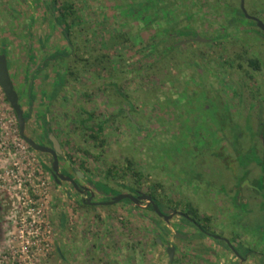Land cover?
<instances>
[{
  "label": "rangeland",
  "instance_id": "rangeland-1",
  "mask_svg": "<svg viewBox=\"0 0 264 264\" xmlns=\"http://www.w3.org/2000/svg\"><path fill=\"white\" fill-rule=\"evenodd\" d=\"M238 3L0 0V47L29 109L26 134L38 135L46 112L64 161L99 181L95 187L111 196L136 188L154 194L162 207L183 211L190 203L208 216L202 222L235 244L237 256H248L244 264H264V182L257 181L262 170L256 156L264 135L246 123L250 118L257 127L264 110V37L234 20L231 9ZM244 6L264 20V0H244ZM62 12L64 24L56 20ZM175 22L208 39L186 42L188 36L173 31ZM247 57L258 58L261 69L247 66ZM98 121L103 130L96 136ZM29 166L40 169L32 178L44 181L38 189L46 190L55 230L51 253L34 264H226L211 252L225 245L183 217L162 220L125 198L88 205L67 183L55 184L48 155L19 135L15 112L0 90V180L12 182L5 174L10 167L23 179ZM4 183L0 202L9 206L11 227L19 188L16 179L13 188ZM164 228L179 245L172 262L154 240L157 231L163 239ZM186 229L192 237L187 242L172 234ZM186 243L188 249L206 248L196 255L186 252ZM5 244L0 239V264H11L2 261Z\"/></svg>",
  "mask_w": 264,
  "mask_h": 264
},
{
  "label": "flooded vegetation",
  "instance_id": "flooded-vegetation-1",
  "mask_svg": "<svg viewBox=\"0 0 264 264\" xmlns=\"http://www.w3.org/2000/svg\"><path fill=\"white\" fill-rule=\"evenodd\" d=\"M238 9H240L242 15L238 12ZM246 11H247V9H246ZM231 13L232 14H235V13L237 14L236 15L237 18L236 17H235V19L233 18L236 22H241V23H244V24L248 25L249 27L250 26L251 27H254L256 30H258L259 32H261V36L264 37V31L261 28L258 27V25L256 24V21L253 18L247 17L242 12V10L240 8V0H239V3H238L237 6L232 7ZM247 13L249 15L258 16V15H256L253 12L251 13V12H248L247 11ZM242 17H244L246 19L243 20ZM186 26H187L186 28H188V30H190V26H188V24H186ZM223 28L225 29L226 27H223ZM195 35H196L195 31H193V33L190 32L189 34H186V36H188V37H186L184 40L187 42V41H192L194 39H199V40L208 39V38L201 39V37H199V36L195 37ZM223 36H225V34L222 32L221 37H223ZM177 42H179V40ZM249 59H255L258 62V65L257 66H254V65L250 64ZM245 62L247 64V66H249L253 70H260L261 69L260 60L258 58L247 57L245 59ZM16 90L18 92V89H16ZM27 93L29 94L28 101L30 103L32 101V98H31V88L30 87H28V92ZM18 95H19V100H20L21 99V94L19 92H18ZM20 103H21V101H20ZM23 109H24V112L27 113L26 116H25L26 117V121H27V118L29 116V109H25V108H23ZM44 113L46 114L45 115V121H43V119H42L43 125H42L41 129L39 130L38 135L36 137H34V138L32 137V138L35 139L38 143H40L42 145H45V146H48V147H52V140L50 138L51 135H54L58 139L59 144H60V147H61V152H59V153L56 152L57 158H58V168H59V171H61L64 175H67V176L71 177L76 182V184L78 185V188L73 184V182L71 180H69L67 178H60V177H58V180H57L54 177L53 172H52V169H51L53 154L50 151H41V152H45L48 155V157H49V161H50L49 172H50V176H51L52 180L57 185H63V183H67L68 185H70L78 193V195H79V201L81 203H85V204H88V205H100V204L101 205H104L103 203H100V202H103V201L108 200L111 197V195H109L108 193H104L101 189L95 187L96 182H98V181H94L86 172H84L82 170H79L74 165L73 162H71L69 160L68 161H64V159H63L64 148H63L62 141L54 133V131L52 129V126L50 125V121L48 119L47 113L46 112H44ZM210 116L211 115H209V117ZM210 119H211V117H210ZM25 124H26V122H25ZM263 143H264V141H263ZM234 151H235V154H236V149H234ZM262 152H264V148H263ZM260 170H262V169L260 168ZM80 174H82V176H80ZM262 174H264V173H262ZM242 179L238 180V183ZM257 181L259 182V181H262V180L261 179H259V180L257 179ZM263 182H264V179H263ZM249 185H251V184H249ZM263 185H264V183H263ZM252 186H253V188H255L254 187L255 184L253 185V183H252ZM121 192H123V191H121ZM128 192H131L134 195L138 196V194L140 192H143V191L135 188L134 191H131L130 190ZM232 199H233V202L235 204H237L238 202L241 201V196H240V194H238L236 192V194L233 195ZM132 203H134V202L132 201ZM134 204H137V205H140V206L144 205L146 207H149L154 212L155 215H157L159 218H161L163 220L164 216L157 214L153 210V208H152V206L150 204H146V200H140L138 203H134ZM158 206H159V204H158ZM159 208L162 211H164L166 214H167L168 211H170V212L171 211H174V210H176V211H182L184 214H186V217L184 215L180 214V213H175V214L178 215V216H180V217L185 218L186 219V225H189V226L191 225L194 228L195 231L200 230L203 234H205V237L213 238L212 236H210L211 233L221 234V233H218V232H214V230L212 228H210L207 224H205L204 222H202V217L203 216H200L198 214L197 209L191 207L190 203H187L186 212L183 211V210H179L177 208H169V207H166V206H163L162 207L161 205L159 206ZM8 211H9V206L8 205L6 206L5 202H0V237H1L0 239H2L3 241L5 239L6 233L8 232V230L10 228V222H9L10 221L9 220V218H10V212L8 213ZM62 215H64L63 222L61 220ZM58 220H59V226L63 227L64 224H65L66 216H65V213L63 212L62 207L60 209L59 219ZM203 225H205V227H203ZM163 230H164V233H163L164 234L163 235L164 237H163V239L161 238V241H160V238L158 237V235H161V234H160L159 231H157V236L154 238V240L158 244L159 243L164 244V250H165V252L167 254V257H168L167 246L169 244L174 245V247H175L174 254H173V257H174L176 255V253L178 252V250H179V245H178L177 242L174 241V239H171V240L169 239V233L170 232L166 228H164ZM188 233L190 234L191 232L189 230H187V229H186V232L179 231V230H174L172 232V234L174 236H178L180 240L186 239V242H187V240H190L192 238V237L188 236ZM157 238H159L158 241H157ZM214 239H216L217 241H221L223 243V245H225V248H226L225 250H227V252H233L234 255H238V251L235 252L236 249H235V244L234 243H231L233 245V247H234V249H231L229 246H227V243L222 238H219V239L218 238H214ZM188 247H189V245L186 243V252H188V250H189ZM58 252L61 253L60 251H58ZM195 254L196 255L197 254H200V251L199 252H196ZM60 255H62V254H60ZM196 255H195V257H196ZM188 256H189V254H186V257H188ZM173 257H172V259H169V257H168V261L169 262H172L173 261ZM237 257L239 259H244L245 258V255H244L243 258L240 257V256H237ZM199 259L201 260L200 257H199ZM239 259H237V262H239ZM240 263L242 264V262H240Z\"/></svg>",
  "mask_w": 264,
  "mask_h": 264
},
{
  "label": "built area",
  "instance_id": "built-area-1",
  "mask_svg": "<svg viewBox=\"0 0 264 264\" xmlns=\"http://www.w3.org/2000/svg\"><path fill=\"white\" fill-rule=\"evenodd\" d=\"M35 171L40 172V169L29 166L23 179L17 177L18 170L13 167L5 171V174L11 176L12 182L17 180L19 188L16 194L17 215L11 220L12 225L6 233L2 255V261L10 259L11 264H34L51 253L55 230L47 200L44 199L47 196L46 190L44 186L43 191L40 192L38 189L44 181L34 182L32 176H35ZM0 181H5L4 184L9 185V188L15 187L7 179L3 178Z\"/></svg>",
  "mask_w": 264,
  "mask_h": 264
},
{
  "label": "water",
  "instance_id": "water-1",
  "mask_svg": "<svg viewBox=\"0 0 264 264\" xmlns=\"http://www.w3.org/2000/svg\"><path fill=\"white\" fill-rule=\"evenodd\" d=\"M240 8H241L242 12L247 17L253 18L256 21V24L258 25V27L264 31V21L261 18H259L258 16L249 15L247 13L246 8L244 6V0H240ZM0 86L3 90V93L6 97V99L8 100V102L10 103V105L12 106V108L15 112V115L17 118L19 135L22 138H24V140L29 144V146L32 149L39 150V151H50L53 154L51 169H52L54 177L57 180H58V177L67 178V179L71 180L73 182V184L78 188V185L76 184V182L71 177L64 175L61 171H59L58 158H57L56 152H58V153L61 152V147H60L58 139L54 135H51L50 138L52 140V147H48V146H45V145L38 143L35 139H33L31 136H29L25 133L26 117L24 115V109L20 103L18 92L14 86V82H13V79L11 77V73H10V70L8 67V63H7L6 54L4 52H1V51H0ZM80 176H82V174H80ZM124 198L130 199L134 203H138L140 200H146V204H150L152 206L153 210L157 214L164 216V218L166 220L169 217L173 216L175 213H180L186 217V214H184L182 211H176V210L171 211V212L168 211L166 214L164 211H162L159 208L158 203L152 197V195L150 193H147V192H140L138 194V196H136L131 192L123 191V192H119L115 195H112L108 200L100 202V203L112 204V203L118 202ZM61 220L63 222L64 215H62ZM210 236H212L213 238H218V239L222 238L231 249H234L233 245L231 244L230 240L227 237L222 236L220 234H216V233H211ZM157 240H159V238H157ZM174 249H175L174 245L169 244L167 246V253H168L169 259H172L173 254H174ZM58 251H60L59 248H58ZM235 252H237V251H235Z\"/></svg>",
  "mask_w": 264,
  "mask_h": 264
},
{
  "label": "trees",
  "instance_id": "trees-1",
  "mask_svg": "<svg viewBox=\"0 0 264 264\" xmlns=\"http://www.w3.org/2000/svg\"><path fill=\"white\" fill-rule=\"evenodd\" d=\"M54 2H55V0H53ZM151 1H153V2H155V1H157V0H151ZM137 4H138V2H137ZM68 6H69V4H64V8L65 9H67L68 8ZM238 12L241 14V11H240V9H238ZM64 15H65V13H61L60 14V17H56V20H57V22H59V23H61V24H64L65 22H64ZM242 15V14H241ZM237 18V17H236ZM59 19H61L62 21L60 22L59 21ZM178 22V21H177ZM177 22H175V24H173V25H171L172 26V29H173V31L177 34V35H186V34H189L190 32L191 33H193V30L191 31V30H188V28H186L187 26H177L176 24H177ZM63 30H64V34L65 35H68V28H67V26L66 25H64V28H63ZM170 48L171 47H164V51H169L170 50ZM0 51L1 52H4L5 53V49L3 48V47H0ZM6 54V53H5ZM6 57H7V55H6ZM53 57V56H52ZM249 62H250V64H252V65H254V66H257L258 65V62L255 60V59H249ZM7 63H8V59H7ZM8 67H9V63H8ZM26 112H24V115L26 116ZM45 113H43L42 114V119H43V121H45ZM87 117H92V114L90 113V112H88V114H87ZM249 118V117H248ZM247 121V120H246ZM246 123H248L250 126H251V129H253L252 131H255V133L256 134H261L262 136L264 135V110H263V114L261 115V119L259 120V122H258V126L257 127H253V123H252V121H251V119L249 118L248 119V121L246 122ZM102 130H103V121H98V123H97V127L96 128H94V129H92V131H93V133H94V135H99L101 132H102ZM240 131V130H239ZM238 131V132H239ZM259 138V137H258ZM260 141H262V139L260 138ZM253 145V144H252ZM263 145V148H264V143L262 144ZM252 148H253V146H252ZM254 149V148H253ZM257 157H258V163H259V166L261 167V169H262V173H264V152H262V154H260V155H256ZM111 170H112V168H109L108 170H107V173L108 174H110V172H111ZM259 179H261V180H263L264 179V174H260L259 175V177H258V180ZM99 182V181H98ZM98 182H96V184H98ZM261 183H262V181H260ZM131 188H133V187H131ZM134 189L135 188H133V189H130V190H133L134 191ZM152 194V193H151ZM152 197L156 200V197H155V195L154 194H152ZM127 200H129L128 198H126ZM159 206H160V204H159ZM151 207V206H150ZM186 212V211H185ZM200 219V218H199ZM202 219H208V216H203L202 217ZM203 227H205V225H203ZM235 249H236V246H235ZM238 251V250H237ZM61 254V253H60Z\"/></svg>",
  "mask_w": 264,
  "mask_h": 264
},
{
  "label": "crops",
  "instance_id": "crops-1",
  "mask_svg": "<svg viewBox=\"0 0 264 264\" xmlns=\"http://www.w3.org/2000/svg\"><path fill=\"white\" fill-rule=\"evenodd\" d=\"M55 53V52H54ZM54 53H50L49 55H52V54H54ZM51 57V56H50ZM211 245V244H210ZM213 245V244H212ZM211 245V246H212ZM190 246V245H189ZM192 247V249H194V250H196V252H201V251H205L204 249L206 248H204L203 250H201V249H198V248H194V246L192 245L191 246ZM213 247H215V246H213ZM192 249H190L189 248V250H192ZM227 250H225V249H220L219 247L218 248H211V252L213 253V254H221V259H222V261H226V264H241L240 262H242V264H244V262L245 261H247L248 260V256L247 255H245V258L244 259H239L238 257H237V255H234V253L233 252H228L229 254H227V252H226ZM194 252V251H193ZM202 255H205V254H202ZM237 259H239V262H237ZM205 260V259H204Z\"/></svg>",
  "mask_w": 264,
  "mask_h": 264
}]
</instances>
